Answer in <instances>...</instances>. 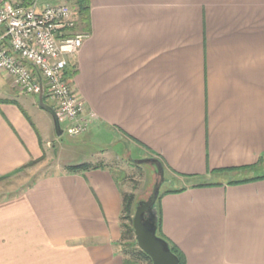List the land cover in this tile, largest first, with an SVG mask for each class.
<instances>
[{
    "label": "crops",
    "instance_id": "1",
    "mask_svg": "<svg viewBox=\"0 0 264 264\" xmlns=\"http://www.w3.org/2000/svg\"><path fill=\"white\" fill-rule=\"evenodd\" d=\"M52 2L41 4L72 6L90 34L66 70L94 116L77 143L199 186L156 204L185 264H264V180L229 185L223 173L264 159V0H87L88 25L77 0ZM0 100L11 102L0 103L1 180L41 159L56 131L4 72ZM37 107L43 129L28 115ZM124 193L103 165L0 199V264H125Z\"/></svg>",
    "mask_w": 264,
    "mask_h": 264
},
{
    "label": "built area",
    "instance_id": "2",
    "mask_svg": "<svg viewBox=\"0 0 264 264\" xmlns=\"http://www.w3.org/2000/svg\"><path fill=\"white\" fill-rule=\"evenodd\" d=\"M90 34L80 31L68 4L41 0H0V72L21 93L40 96L52 107L70 137L84 134L94 119L65 74Z\"/></svg>",
    "mask_w": 264,
    "mask_h": 264
},
{
    "label": "rangeland",
    "instance_id": "3",
    "mask_svg": "<svg viewBox=\"0 0 264 264\" xmlns=\"http://www.w3.org/2000/svg\"><path fill=\"white\" fill-rule=\"evenodd\" d=\"M42 1V0H41ZM56 3L59 0H43ZM70 6V5H69ZM73 8L72 6H70ZM78 8V7H77ZM42 115L34 114L32 111H28V115L36 126L43 129V117L50 116L43 110L38 109ZM67 125L61 123V129L63 134L58 137L53 131L51 139L46 140V146L43 148L44 155L41 159L36 160L28 167L21 171L11 175L8 178L0 180V199L12 197L17 193H21L24 189H27L35 181L40 178L57 174L60 172H66L67 165H78L81 160L89 159L94 165H105L110 167L116 176L121 181V186L125 193L132 194L134 198L133 212L135 214L136 205L139 202L147 201L154 190V186L160 182V176L157 174L156 168L150 164L139 165L134 163L133 160H141L137 158V154L133 153L131 156L126 154L115 155L113 153H96L90 146L79 145L77 142L79 137H70L66 132ZM57 136V137H56ZM48 141V142H47ZM123 150V147L116 150L118 153ZM132 158V159H131ZM71 159H74L72 162ZM87 161V160H86ZM264 159L255 167L254 172L248 175L264 174ZM262 168V169H261ZM160 187V192H165L169 189H175L184 185V181L174 178V182L169 183L168 177H165ZM133 214V215H134ZM129 252L128 247L121 245V252L125 255V252ZM127 259L128 256L126 255ZM125 257V258H126ZM139 264H150L148 262H141Z\"/></svg>",
    "mask_w": 264,
    "mask_h": 264
},
{
    "label": "trees",
    "instance_id": "4",
    "mask_svg": "<svg viewBox=\"0 0 264 264\" xmlns=\"http://www.w3.org/2000/svg\"><path fill=\"white\" fill-rule=\"evenodd\" d=\"M76 3L78 5V16H79L80 20L84 24L88 25L89 7H88L87 0H77ZM65 73H66L65 75L67 77H69V79H73L75 76V73L70 74L67 71ZM0 103H11V102L8 100H0ZM32 163H35V161L29 162V164H27L24 168L28 167ZM101 167H103L102 164L101 165H99V164L94 165V164H90V163H85V164H81V165H70V166H67L65 169H66V172L69 174H80V173H83V172H86V171H89L92 169H99ZM254 169H255V167H245V168L226 170V171H223V173L227 176L226 181L229 185H242V184H247V183H252V182L264 180V174L263 175H261V174H259V175H248V173L250 174L251 172H254ZM165 181H166V178H165ZM193 187H199V186L191 185L190 181L185 178L183 186L177 187L175 189H171L167 192H163V193L160 192L158 201L163 194H166V193H170V194L171 193H173V194L182 193L185 190H187L188 188H193ZM133 208H134L133 195L128 194V193H124L123 194L122 216H121L122 238H121L120 244L123 247H128V249H129V252L126 251L125 255H124V257H126V255L128 256V259L126 257L125 264H139L141 262H148V263L152 264V261L150 260V258L144 252H142L138 247V244H137V241L135 238L134 229H133V217H134ZM158 235L161 238L165 239L169 243L172 252L180 260L179 264H185L183 254L180 252V250L176 246H174L171 242H169L163 236V234L161 232V215H160V212H158Z\"/></svg>",
    "mask_w": 264,
    "mask_h": 264
},
{
    "label": "water",
    "instance_id": "5",
    "mask_svg": "<svg viewBox=\"0 0 264 264\" xmlns=\"http://www.w3.org/2000/svg\"><path fill=\"white\" fill-rule=\"evenodd\" d=\"M39 106L52 116L56 134L61 137L63 131L57 113L44 102L43 93L39 96ZM133 162L139 165L150 164L154 166L160 176V182L154 186L151 197L147 201L139 202L136 205L133 229L138 247L150 258L152 264H179L180 260L172 252L169 243L158 235L156 204L160 195L161 184L165 180L164 168L151 158L133 160Z\"/></svg>",
    "mask_w": 264,
    "mask_h": 264
}]
</instances>
